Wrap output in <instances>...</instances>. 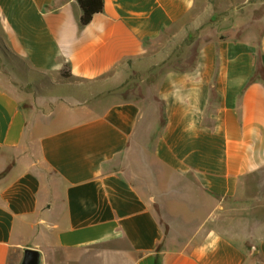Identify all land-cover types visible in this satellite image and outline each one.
<instances>
[{
	"label": "crops",
	"instance_id": "1",
	"mask_svg": "<svg viewBox=\"0 0 264 264\" xmlns=\"http://www.w3.org/2000/svg\"><path fill=\"white\" fill-rule=\"evenodd\" d=\"M211 1L105 0L84 26L78 0H0V42L37 89L0 84V264L27 247L47 264H264V15H239L254 0H222L230 34L193 66L139 99L112 91Z\"/></svg>",
	"mask_w": 264,
	"mask_h": 264
},
{
	"label": "rangeland",
	"instance_id": "2",
	"mask_svg": "<svg viewBox=\"0 0 264 264\" xmlns=\"http://www.w3.org/2000/svg\"><path fill=\"white\" fill-rule=\"evenodd\" d=\"M251 3L252 5L242 8L239 15L248 16L254 12V18L259 19L264 15V0H254ZM210 5L211 7L204 11L197 24H189L180 34L170 36L166 46L159 53L143 60L130 61L121 67L120 69L124 71V78L116 82L118 86L113 88V93L119 97L141 98L150 87L158 83L165 72L190 67L196 56L197 47L203 40L213 35L230 34L226 30L232 28L236 15L234 8L237 3L226 6L224 1L217 0L211 1ZM32 81L31 74L23 60L9 53L0 42V84L13 92L23 89L37 94ZM44 83L45 88H48L49 81L45 80ZM56 88L50 93H67L68 95L72 93L64 86ZM23 101L24 107L29 110L32 99ZM45 264H47L46 260Z\"/></svg>",
	"mask_w": 264,
	"mask_h": 264
},
{
	"label": "trees",
	"instance_id": "3",
	"mask_svg": "<svg viewBox=\"0 0 264 264\" xmlns=\"http://www.w3.org/2000/svg\"><path fill=\"white\" fill-rule=\"evenodd\" d=\"M78 3L82 9V15H81L80 22L84 26L90 24L94 16L98 13L103 12L105 9V0H78ZM195 59H196V56L191 66L195 64ZM63 75L65 77H70L71 72L67 70L66 68L63 71ZM256 76H260L264 80V66L261 63L258 64V70H257ZM8 173H9V169L0 173V179L4 177L5 175H7Z\"/></svg>",
	"mask_w": 264,
	"mask_h": 264
},
{
	"label": "water",
	"instance_id": "4",
	"mask_svg": "<svg viewBox=\"0 0 264 264\" xmlns=\"http://www.w3.org/2000/svg\"><path fill=\"white\" fill-rule=\"evenodd\" d=\"M20 264H45V255L39 249L27 247Z\"/></svg>",
	"mask_w": 264,
	"mask_h": 264
}]
</instances>
